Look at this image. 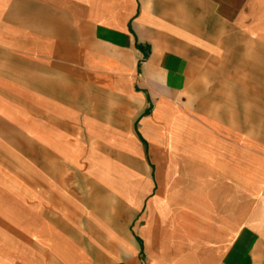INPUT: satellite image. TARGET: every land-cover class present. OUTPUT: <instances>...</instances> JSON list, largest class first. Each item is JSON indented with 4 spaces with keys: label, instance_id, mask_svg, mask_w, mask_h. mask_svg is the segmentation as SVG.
I'll use <instances>...</instances> for the list:
<instances>
[{
    "label": "crops",
    "instance_id": "1",
    "mask_svg": "<svg viewBox=\"0 0 264 264\" xmlns=\"http://www.w3.org/2000/svg\"><path fill=\"white\" fill-rule=\"evenodd\" d=\"M0 264H264V0H0Z\"/></svg>",
    "mask_w": 264,
    "mask_h": 264
}]
</instances>
